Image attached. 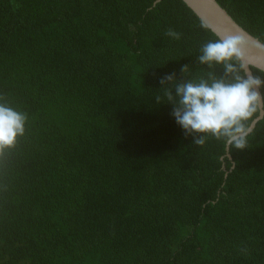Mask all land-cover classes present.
I'll use <instances>...</instances> for the list:
<instances>
[{
  "label": "trees",
  "instance_id": "16d2710c",
  "mask_svg": "<svg viewBox=\"0 0 264 264\" xmlns=\"http://www.w3.org/2000/svg\"><path fill=\"white\" fill-rule=\"evenodd\" d=\"M216 2L264 44V0ZM201 22L182 0H0V96L28 115L0 264H264V114L244 150L196 146L159 93L208 71Z\"/></svg>",
  "mask_w": 264,
  "mask_h": 264
},
{
  "label": "clouds",
  "instance_id": "9594fccd",
  "mask_svg": "<svg viewBox=\"0 0 264 264\" xmlns=\"http://www.w3.org/2000/svg\"><path fill=\"white\" fill-rule=\"evenodd\" d=\"M201 27L207 29L208 25L202 21ZM166 35L180 39V34L171 29ZM248 44L238 35L208 41L197 57L200 65L207 66L203 75L189 79V67L184 65L182 79L177 80L172 73L159 80L163 86L159 93L173 106L171 115L186 137H193L196 146H203L213 138L237 150L247 148L254 117L264 108V95L260 91L264 81L248 73L243 62ZM254 47L264 50L259 41ZM217 67L223 69V75L215 73ZM155 99L159 104L161 95ZM27 121L26 112L11 107L7 98L0 96V167L7 166L9 155L25 136Z\"/></svg>",
  "mask_w": 264,
  "mask_h": 264
},
{
  "label": "water",
  "instance_id": "95a60500",
  "mask_svg": "<svg viewBox=\"0 0 264 264\" xmlns=\"http://www.w3.org/2000/svg\"><path fill=\"white\" fill-rule=\"evenodd\" d=\"M182 1L201 21L208 25V29H210L217 38L226 35H238L245 38L249 42L248 46L244 49L243 58L246 70L252 75L250 71V66H252L264 72V50L254 47V43L258 40L239 27L226 11L219 6L216 0ZM263 114L264 111L262 108L259 116L252 122V129L255 127L257 121L263 117Z\"/></svg>",
  "mask_w": 264,
  "mask_h": 264
}]
</instances>
